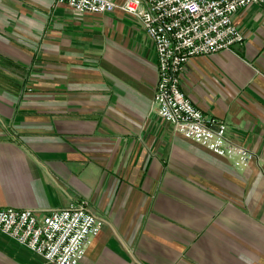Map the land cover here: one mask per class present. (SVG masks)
<instances>
[{
  "label": "crops",
  "instance_id": "0c3cea01",
  "mask_svg": "<svg viewBox=\"0 0 264 264\" xmlns=\"http://www.w3.org/2000/svg\"><path fill=\"white\" fill-rule=\"evenodd\" d=\"M232 20L242 39L189 60L180 88L246 166L158 115L134 18L0 0V207L86 200L103 224L76 264H264V5ZM0 264L55 263L0 231Z\"/></svg>",
  "mask_w": 264,
  "mask_h": 264
},
{
  "label": "built area",
  "instance_id": "2783aa9c",
  "mask_svg": "<svg viewBox=\"0 0 264 264\" xmlns=\"http://www.w3.org/2000/svg\"><path fill=\"white\" fill-rule=\"evenodd\" d=\"M76 12L109 13L116 9L134 18L153 43L158 79L152 104L158 115L184 137L213 153L229 156L236 166H246L252 152L232 145L224 123L206 117L180 88L184 65L242 39L232 14L264 0H54ZM103 219L86 200L41 213L31 208L0 207V231L25 245L46 261L76 264L90 238L98 234Z\"/></svg>",
  "mask_w": 264,
  "mask_h": 264
}]
</instances>
